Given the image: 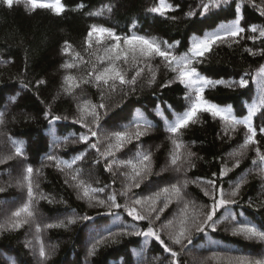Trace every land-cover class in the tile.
Here are the masks:
<instances>
[{
  "label": "trees",
  "instance_id": "obj_1",
  "mask_svg": "<svg viewBox=\"0 0 264 264\" xmlns=\"http://www.w3.org/2000/svg\"><path fill=\"white\" fill-rule=\"evenodd\" d=\"M167 2L174 10L166 16L149 11L157 0H62L65 11L60 15L49 9L31 10L26 0L14 4L11 9L0 5V112L5 118V124L0 126V132L4 133L0 135V158L14 153L9 138L21 142L24 149L22 158L0 164V189H3L0 191V225H6L11 213L27 199L26 187L19 186L22 171L27 166L40 172L33 177L39 184V188L35 189L37 195L43 194L53 200V203L47 200L34 203L35 217L24 227L18 230L0 228V264H170V254L164 253L158 242L151 241L145 247L144 238L136 236L109 238L98 247L94 256L87 255L91 244L100 236H107L109 231L131 230L130 226L134 223L139 228H145L147 222H134L123 208L93 207L87 199L80 198L82 192L71 180L76 169L80 170L78 179L91 187L110 186L103 193H98L101 199H106L113 190H121L126 181L120 173L128 169L114 167V176L105 170L106 161L95 149L89 148L88 144L73 143L87 131L74 123L79 115L77 105L83 100L99 103V90L81 83L72 95L62 91V86L67 87L63 84L65 75L70 74L77 81H83L88 79L93 65L100 67L98 58L105 55L104 48L109 41L102 45L94 42L89 49L86 37L92 25L111 28L122 37L135 34L170 44L179 41L174 49L177 55L186 52L194 38H202L205 33L237 17L242 19V26L264 28V0H254L253 3L249 0H227L205 15L193 16L187 13H200L201 0ZM250 36H255V40L247 38ZM244 37L239 44L214 46L204 63L197 66L203 76L224 81L206 88L205 98L222 107L232 106L234 114L241 118L247 115L249 105L259 101L261 85L252 77L259 66L264 65V38L258 32L248 31ZM66 43L71 46L67 54L63 52ZM246 49H251L255 55L249 54ZM77 53L80 59L76 58ZM65 63H74L77 67L64 69L62 65ZM151 64L159 69L152 85L147 83L146 71L144 77L138 80L134 92H128V89L109 92L104 89L103 102L107 105V114L100 121V151L103 152L107 146V141H104L107 132L122 130L133 124L139 113L154 127L139 141L116 153L119 160L133 158L138 147L152 153V174L141 183L140 188L133 189L134 193L148 195L150 186L151 191H155L157 186L163 187L166 182L187 179L191 182L184 190L186 199L194 202L196 210L206 211L203 206L210 204L211 200L204 195L203 189L209 186L202 181L214 179L218 187L229 192L237 181L245 180L235 198L237 203L218 210L216 218L221 223L216 231L209 228L203 233H194V245H188L181 252L180 264H193L194 258L206 259L214 252L221 256L264 260V242L233 236L230 221L224 220V217L234 215L238 221H251L264 230V179L260 176L259 161L253 150L258 146L264 153V134L259 131L264 127V110L253 117L257 128L256 139L260 143L246 150L241 157L229 154L243 143L246 129L240 127L225 136L218 119L201 113L197 123L182 130L181 139L185 145L179 162L182 171L176 172L169 162L172 145L164 129L166 122L183 112L189 102L185 100L183 85L169 83L174 74L163 67L160 58L153 59ZM245 73L248 74V87L228 86ZM132 74L129 72V75ZM40 81L43 83H38ZM164 84L168 86L162 87ZM46 112H50L48 119H45ZM52 116L62 119L50 123ZM65 138H68L67 143H63ZM96 139L92 138L91 142ZM57 140L61 141L59 145L55 143ZM188 151L195 153L190 158V164L184 162L188 159ZM80 154H85L84 159L78 161L72 170L65 168L63 172L47 160L48 155H55L59 160L71 161ZM236 159L240 160L239 167H233ZM253 160L257 163L253 164ZM222 169L226 173L224 176L220 175ZM213 173H216L215 177ZM66 180L68 183H65ZM117 201L123 205L125 198L118 196ZM182 206V203L173 202L162 220L165 217L172 219ZM193 210L190 205L189 214ZM84 216L90 219H79ZM68 218H77V222L67 228L43 227L59 220L66 223ZM36 224L42 228L39 239L35 233ZM162 238L174 250H180V246L170 244L166 233H162ZM40 241L48 257L43 261L38 256ZM208 264H220V261L212 260Z\"/></svg>",
  "mask_w": 264,
  "mask_h": 264
},
{
  "label": "snow or ice",
  "instance_id": "obj_2",
  "mask_svg": "<svg viewBox=\"0 0 264 264\" xmlns=\"http://www.w3.org/2000/svg\"><path fill=\"white\" fill-rule=\"evenodd\" d=\"M21 0H0V5L6 6L11 9L14 4H19ZM227 0H201L200 13L189 12L188 16L193 15H205L212 8H219ZM254 0H249V3H253ZM26 4L30 5L31 10L37 9H49L54 14L60 15L65 11V6L62 0H51V2H39V0H26ZM111 11V8L108 9ZM173 6L167 2V0H157V4L150 8L151 13L159 14L160 16H166L170 11H173ZM99 13H97L98 15ZM235 15V13H234ZM264 15V10H262ZM173 19H175L173 17ZM259 33L261 38H264V28H258L256 25L242 26V19L237 17L230 23L220 24L216 30L207 32L202 38L196 37L192 40L191 46L186 52L177 55L174 51L179 45V41L169 43L168 41H157L156 39H149L142 35H117L114 30L104 26L92 25L87 33L86 43L88 48L91 49L93 43L96 45H102L107 40L109 43L104 48L105 55L98 58V64L100 67L93 65L91 71L88 72V79L83 81H77V78L73 75H65L63 78L62 91L66 95H72L74 89L79 88L81 83L86 85H92L96 87L100 92V102L93 103L90 100H83L82 103L77 105L78 118L74 120V123L80 124L87 131L78 137L77 141L88 144V147L95 149L99 156L106 161L105 170L112 173L113 168L128 169L127 172H121L120 175L124 178L126 183L121 190L117 192L113 190L107 195L106 199H101L98 193H103L106 187L94 188L86 184L84 180L78 179L80 170L76 169L71 175V180L76 182L75 186L81 190V199H87L90 206L106 207L108 209H121L123 208L128 217L134 222L146 221L145 228H139L136 223L131 225V230L128 228L122 229L120 232L113 233L108 232L107 236H100L96 239L91 246L87 249L88 256H94L98 247L106 240L117 236H136L144 238V245L147 247L151 241L158 242L162 247L164 253L170 254V264H180L181 252L187 248L188 245H194L193 234L203 233L207 229L216 231L217 226L221 223L216 218L217 212L220 208L237 203L235 199L240 192L242 185L246 182L241 179L237 181L234 187L225 192L222 187H218L216 180L209 179L202 181V183L208 185V188L203 189L204 195L208 196L211 203L205 205L207 210H196V206L193 201L187 200L184 190L191 182L187 179L177 180V182H166L163 187H156L155 191H151L149 187V194H136L133 189L140 188L141 183L152 174V153L145 152L142 148H137L134 157L127 160H119L116 156L117 152H121L128 145L134 141H139L142 136L148 134V132L154 127L152 123L145 119L142 114L137 115V120L129 126H125L122 130H114L107 132L104 135V141H107V146L103 152L100 151L99 145L102 141L99 138V129L101 127L100 121L103 115L107 114V105L103 102L105 99L104 89L107 88L109 92L121 91L128 89V92H134L135 86L142 77H144L147 71L148 78L147 83L152 85L155 83L158 67H153L151 61L155 58H160L163 67L173 73L172 79L169 83H179L184 86L185 100L188 101V106L183 112L177 113L171 121L166 122L164 131L168 134L167 140L172 145V150L169 154V162L172 169L176 172L182 171V166L179 163L182 160L181 149L185 147L181 136L182 130L187 129L190 124L197 123L201 113H207L214 119H218L222 125V131L225 136L230 132H236L240 127L246 129V134L243 139V143L239 145L238 150L233 151L229 155L232 157H241L245 151L252 146L259 145L260 141L256 139L257 128L253 124V117L258 112L264 110V65L259 66L256 74L252 77L253 80H257L261 85V95L258 103H253L248 106L247 115L242 118L234 114L232 106L222 107L217 103H213L205 98L204 92L208 87L215 86L217 84H223L222 80H211L203 76L198 71V65L204 63L207 54H209L214 46L220 44L231 43L239 44L241 39H244L245 32ZM248 39L255 40V36L247 37ZM70 45L66 43L63 52L69 53ZM249 54L255 55L251 49H246ZM76 58L80 59L79 53L76 54ZM85 63H87L85 61ZM77 65L74 63H65L62 65L64 69H73ZM129 72L134 74L129 75ZM247 73L241 76L239 80H233L228 85L229 87L236 86L241 89L248 87L249 80L246 78ZM38 83H43L40 81ZM168 84L162 85L167 87ZM127 94V93H125ZM101 110H104L103 112ZM159 114V113H158ZM50 112L45 113V119H48ZM62 119L60 116H52L51 121H58ZM67 119V117H63ZM5 124L4 113L0 112V126ZM261 134H264V127L259 129ZM4 133L0 132V135ZM92 138H97L95 142H91ZM10 142L14 146V153L12 155L0 158V164L6 163L13 158H22L24 156V149L21 142L12 140ZM68 138H65L63 143H67ZM58 145L61 141H55ZM253 150L256 152L259 161V172L262 179H264V153L257 146ZM85 154L75 156L71 161L59 160L55 155H48L47 160L54 163V165L60 171H64L65 168L72 170L74 165L78 161L84 159ZM195 156V153L188 151L185 163L190 164V158ZM99 161H97L98 163ZM253 164L257 163V160L252 161ZM63 165V167H61ZM240 160L236 159L233 167H239ZM194 166V165H190ZM162 171H164L162 169ZM39 170H34L31 166H27L23 169L21 174L20 185L26 187V201L17 210L11 213V219L6 225H0V228L20 229L26 224H29L35 217L34 203H38L39 200H47L48 203H53V200L43 194L37 195L35 189L39 188L38 182L34 181V175H39ZM226 173L222 169L221 176ZM213 177L216 173L212 174ZM199 179V178H198ZM65 183H68L66 180ZM115 183V180H113ZM3 191V189H0ZM125 198V203L122 205L118 203L117 197ZM176 202L182 203V207H179L172 219L164 218L162 216L165 211L169 209V206ZM194 209L191 214L188 212L189 206ZM79 219H90L88 216L79 217ZM224 220H228L231 223V234L233 236H242L249 241L264 242V230L258 227L251 221L243 220L238 221L236 216L230 215L224 217ZM77 218H68L67 222L59 220L55 223H48L44 225V228H67L69 225L75 224ZM41 225H35V233L37 239L41 233ZM162 233H166L167 240L173 246H180V250H174L169 246V243L165 242L162 238ZM38 256L40 260H46L47 253L42 241L39 242ZM219 260L220 264H264V260H250L247 257H232L228 255L221 256L219 253H213L211 257L206 259L194 258L193 264H208L209 261Z\"/></svg>",
  "mask_w": 264,
  "mask_h": 264
}]
</instances>
